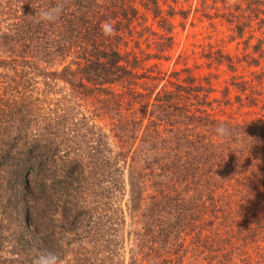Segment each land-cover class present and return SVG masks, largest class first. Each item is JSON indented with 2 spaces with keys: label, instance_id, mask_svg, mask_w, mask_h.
<instances>
[{
  "label": "trees",
  "instance_id": "trees-1",
  "mask_svg": "<svg viewBox=\"0 0 264 264\" xmlns=\"http://www.w3.org/2000/svg\"><path fill=\"white\" fill-rule=\"evenodd\" d=\"M160 1L0 0V23L13 14L0 28L9 57L0 65L27 82L41 77L45 94L62 81L92 106L75 110L64 94L45 110L36 95L16 102L8 122L0 113V264H126V243L127 264H264V113L220 115L229 85L216 96L211 74L188 67L149 83L162 71L145 61L174 39V6L164 13ZM58 8L52 21L38 15ZM246 8L264 12V0ZM231 15L245 18L239 30L249 23ZM106 21L114 35L103 33ZM149 34L155 51H136ZM263 55L243 57L256 66ZM251 73L258 85L231 77L238 105L259 103L264 67Z\"/></svg>",
  "mask_w": 264,
  "mask_h": 264
},
{
  "label": "rangeland",
  "instance_id": "rangeland-1",
  "mask_svg": "<svg viewBox=\"0 0 264 264\" xmlns=\"http://www.w3.org/2000/svg\"><path fill=\"white\" fill-rule=\"evenodd\" d=\"M246 2L247 0H205V6L201 8V0H161L160 3L164 13L167 11L169 4L174 6L175 12L171 17L174 39L172 47L165 50L163 56L160 58L152 57L145 61L146 66L157 63L162 71L163 78L161 80H150L149 83H158L156 87L158 88L161 84L167 82V80L181 79L186 74L183 68L188 67L199 78L211 74L216 96H221V89L225 85H229L230 89L227 96H229L231 102L222 103L219 107H216L215 110L220 115L241 118L246 115H257V112L258 114L264 113V95L261 96L264 94V89L257 96L259 103L248 107L245 104L238 105L237 102H234V95L237 89L230 85L232 76H236L237 79H247L248 85H258L255 81L256 76L251 71L257 70L261 66L264 67V55L256 66L253 64L248 65L247 60L249 58L246 60L243 57L244 54L258 57L260 49L264 52V22H260L264 18V12L260 11L255 15L253 12L249 13V9L246 8ZM141 10L147 16L146 22L154 30L158 32L164 31L159 26L157 17H153L152 13L143 7H141ZM180 10L184 11V13H180ZM231 14H249V19L247 18L249 23L243 25L239 30L237 24H240L245 18H236ZM4 16L7 19L1 21V29H5L6 24L13 20V14H5ZM149 37L148 40L141 38L138 46L134 47L135 50L138 52L140 50L154 52L155 48L152 42L154 35L149 34ZM258 40H261L260 47L258 50H253L254 44L259 43ZM129 46H134L132 40L129 42ZM216 50L232 56L235 64L233 70L228 67L226 58L222 57V61L218 62L220 58ZM0 58L9 59L1 50ZM67 61L68 59L64 63ZM11 66L0 65V113L5 114L6 121H9L8 115L12 112L16 116V102L19 103L23 100L31 102L36 95L39 98H44L45 96L46 102L44 101L41 104L45 110L54 106L53 103H50L52 96L61 98L64 94H68L66 96L68 98L66 101H63L70 107H75V110L85 111L86 108L92 109L91 104L87 103V100L69 96L68 85L64 84V82L57 81V85L53 89L54 91H49L48 94H45L43 88L47 89V87L43 85L41 77L37 82H27V77L30 74L21 78L16 74V68ZM50 66L51 68L58 69L61 67V64L59 61H55ZM174 70L178 74L173 75L171 72ZM108 128L109 125L107 123L106 131H108ZM127 247L128 244L126 243V264L128 260ZM62 263L64 264L65 261H62Z\"/></svg>",
  "mask_w": 264,
  "mask_h": 264
},
{
  "label": "clouds",
  "instance_id": "clouds-1",
  "mask_svg": "<svg viewBox=\"0 0 264 264\" xmlns=\"http://www.w3.org/2000/svg\"><path fill=\"white\" fill-rule=\"evenodd\" d=\"M60 9L52 10V11H42L38 13L43 19L52 21L58 17ZM101 29L105 35H114L115 34V27L111 21H106L104 24L101 25ZM227 132L226 126L221 123L217 127V133L223 135Z\"/></svg>",
  "mask_w": 264,
  "mask_h": 264
}]
</instances>
